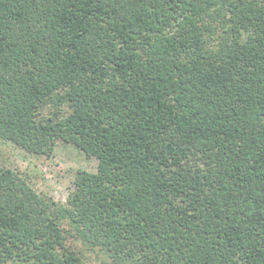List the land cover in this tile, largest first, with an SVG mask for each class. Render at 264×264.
Instances as JSON below:
<instances>
[{
  "label": "trees",
  "instance_id": "obj_1",
  "mask_svg": "<svg viewBox=\"0 0 264 264\" xmlns=\"http://www.w3.org/2000/svg\"><path fill=\"white\" fill-rule=\"evenodd\" d=\"M0 139L97 159L0 165V264H264V0H0Z\"/></svg>",
  "mask_w": 264,
  "mask_h": 264
},
{
  "label": "rangeland",
  "instance_id": "obj_2",
  "mask_svg": "<svg viewBox=\"0 0 264 264\" xmlns=\"http://www.w3.org/2000/svg\"><path fill=\"white\" fill-rule=\"evenodd\" d=\"M0 165L17 171L40 195L61 207L67 204L69 193L76 190L73 179L77 169L95 172L97 159L85 158L80 150L61 140H56L52 154L45 156L31 153L15 141L0 139ZM74 244L87 264H114L104 254L85 248L79 240Z\"/></svg>",
  "mask_w": 264,
  "mask_h": 264
}]
</instances>
